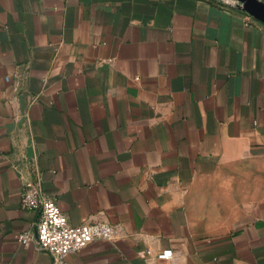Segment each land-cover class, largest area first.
I'll list each match as a JSON object with an SVG mask.
<instances>
[{"label":"crops","instance_id":"crops-1","mask_svg":"<svg viewBox=\"0 0 264 264\" xmlns=\"http://www.w3.org/2000/svg\"><path fill=\"white\" fill-rule=\"evenodd\" d=\"M27 179L71 224L116 225L65 264H264V22L228 0H0V264H54L19 241Z\"/></svg>","mask_w":264,"mask_h":264},{"label":"built area","instance_id":"built-area-1","mask_svg":"<svg viewBox=\"0 0 264 264\" xmlns=\"http://www.w3.org/2000/svg\"><path fill=\"white\" fill-rule=\"evenodd\" d=\"M237 4L238 0H228ZM22 206L37 210L39 216L34 229L20 232L19 241L24 246L34 245L37 250L51 254L54 264H65L68 254L78 252L95 239H112L116 225L108 220H92L71 224L60 207L56 196L47 194L40 179L23 182ZM170 250L160 252V258H172Z\"/></svg>","mask_w":264,"mask_h":264},{"label":"water","instance_id":"water-1","mask_svg":"<svg viewBox=\"0 0 264 264\" xmlns=\"http://www.w3.org/2000/svg\"><path fill=\"white\" fill-rule=\"evenodd\" d=\"M238 5L243 10L264 22V0H238ZM21 104V110L24 112L26 109V99L23 94L21 95Z\"/></svg>","mask_w":264,"mask_h":264}]
</instances>
